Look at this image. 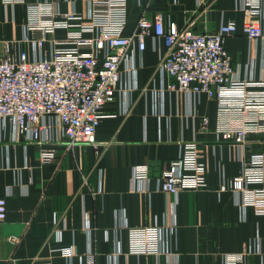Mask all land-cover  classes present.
Masks as SVG:
<instances>
[{
    "label": "crops",
    "instance_id": "crops-1",
    "mask_svg": "<svg viewBox=\"0 0 264 264\" xmlns=\"http://www.w3.org/2000/svg\"><path fill=\"white\" fill-rule=\"evenodd\" d=\"M35 1L43 0H25ZM57 6L62 13L86 12L84 0H58ZM143 11L148 16L161 12L178 28L192 21V29L200 33L234 21L236 31L225 37L224 47L235 74L264 78V49L243 35L246 17L236 0H128L124 34L133 30ZM25 21V3L0 0V56L22 38ZM64 37L65 31L58 29L49 39ZM19 47L32 57L29 45L21 42ZM156 62L148 38L141 56L136 55L138 90L128 93L131 108L122 115L119 97L103 106L95 145L68 147L53 141L46 146L55 149L54 158L42 162L40 145L13 139L9 124L0 129V196L6 200L0 264H86L89 239L95 264H155L153 255L128 253L127 229L172 223L175 232L166 244L178 253L175 264H223L228 253H244L240 264H264V203L241 212L233 192L219 190L223 177L231 179L240 171L243 153L219 138L216 101L199 93L189 110L181 93L164 90L160 103L153 92L161 83ZM262 138L250 135L245 155L259 152ZM183 140L199 144L207 184L167 198L156 189V178L177 156ZM141 164L149 181L133 183L132 168ZM64 247H72L73 255L63 256ZM159 264L169 263L161 257Z\"/></svg>",
    "mask_w": 264,
    "mask_h": 264
},
{
    "label": "built area",
    "instance_id": "built-area-1",
    "mask_svg": "<svg viewBox=\"0 0 264 264\" xmlns=\"http://www.w3.org/2000/svg\"><path fill=\"white\" fill-rule=\"evenodd\" d=\"M2 1L25 3L26 21L22 38L0 56V129L9 124L13 139L40 145L42 162L54 158L55 149L46 146L53 141L68 147L95 145L97 126L105 116L102 108L116 97L119 112L128 113V93L138 90L136 55L141 56L149 38L157 52L155 74L161 81L159 89L153 90L154 97L162 103L164 90L181 93L189 110L197 94L213 98L221 126L219 138L235 143L243 153L240 171L231 179L223 177L219 190L230 189L241 212L264 203V78L235 74L224 47L225 37L236 31L234 21L221 22L214 32L200 33L192 29V21L178 28L161 12L148 16L143 11L133 30L124 34L128 0H84L85 15L60 12L58 0ZM236 6L246 17L243 35L252 43L260 42L264 49V0H236ZM58 29L65 31V37L49 39ZM21 42L31 47L32 57L19 47ZM46 42L47 51L43 50ZM252 134L263 136L262 147L245 155ZM132 179L133 183H148L146 165H134ZM156 180V189L167 198L182 190L205 188L206 169L199 144L180 141L177 156ZM169 204L174 211V201ZM5 217L6 200L0 196V222ZM127 231L128 253L153 255L155 264L161 257L166 263H176L178 253L166 244L175 232L174 223L129 227ZM91 243L89 239L86 264H95ZM60 253L71 256L72 247L60 248ZM243 257L244 253L225 254L223 264H240Z\"/></svg>",
    "mask_w": 264,
    "mask_h": 264
}]
</instances>
